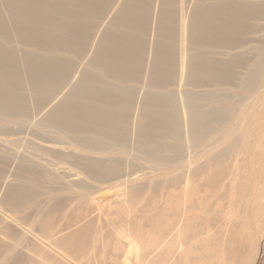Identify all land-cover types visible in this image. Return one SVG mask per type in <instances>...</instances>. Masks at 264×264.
Returning <instances> with one entry per match:
<instances>
[{
    "label": "bare ground",
    "instance_id": "obj_1",
    "mask_svg": "<svg viewBox=\"0 0 264 264\" xmlns=\"http://www.w3.org/2000/svg\"><path fill=\"white\" fill-rule=\"evenodd\" d=\"M191 1L0 0V127L36 120L40 128L72 135L78 147L92 146L98 135L128 150L151 142L157 131V141L169 136L177 141L160 151L184 148L185 154L201 143L215 148L204 162L197 163V152L177 163L179 177L169 179L174 189L149 220L147 243L156 245L166 237L153 254L165 253L164 264H180L177 253L182 256L196 244L199 256L193 263L212 264L235 251L242 254L255 243L256 225L264 217V42L253 36L238 40L248 32L256 34L252 23L259 24L264 6L255 0ZM252 42H263L255 55L249 56L254 50L230 53ZM171 84L213 88L214 95L209 102L194 98V92L184 97ZM87 174L95 179L101 175L94 164ZM202 183L216 198L215 208L232 197L236 218L225 220L221 213L213 220L193 217L190 212L196 208L213 213L211 205L197 202ZM237 183L240 188L234 191ZM24 192L10 186L4 198L19 208ZM123 193L134 198L133 189ZM199 193L191 206V197ZM181 210L188 215L168 216ZM94 223L89 220L53 243L46 240L47 221L39 230L2 218L0 264H71L55 244L78 256ZM184 232L188 237L178 250L172 249ZM135 234L143 238L140 230ZM116 259L110 263L121 262Z\"/></svg>",
    "mask_w": 264,
    "mask_h": 264
},
{
    "label": "rangeland",
    "instance_id": "obj_2",
    "mask_svg": "<svg viewBox=\"0 0 264 264\" xmlns=\"http://www.w3.org/2000/svg\"><path fill=\"white\" fill-rule=\"evenodd\" d=\"M255 1L264 6V0ZM261 14H264V10ZM252 26L258 30H256V34L250 35L251 33L248 32L242 39L238 37V40H248L253 36L254 38L259 37L264 42V15L259 19V24L252 23ZM263 42L258 44L252 42L246 48L231 50L230 53L236 54L244 53L245 50H254L249 55L253 56L255 55V48H258V45ZM173 87L181 96L186 97V93L189 96H194L192 94L194 92V98L205 102H209L212 99L211 96L214 95L213 88H200L191 85L176 87L171 84V88ZM233 103L235 101L228 102V104ZM236 119L234 117L232 121L235 122ZM224 126L228 128L230 125L225 124L222 127ZM22 127L34 130L36 134L20 132L23 130ZM157 135L158 132L156 131L152 135L155 137L151 142L139 144V146L132 145L128 150H126V145L98 135L96 137L98 141L92 146L78 147L74 143L72 135L64 136L50 127L40 128L36 120L35 122L25 120L23 123L4 122L0 127V224L2 218L7 222L13 218L21 220L23 225L38 227L40 230L41 222L47 221V228L50 230L47 237L50 238H46V240L56 243L55 238L67 236L85 222L93 219L95 223L91 228L89 240L86 242L84 251L78 256L69 249L61 247L60 244H55L56 249H60L61 253L68 255L69 259L67 260L71 264H111L110 261L116 258V261L121 260L120 263L128 260L129 263L127 264H140L141 261L142 264H147L149 260L154 264H164L168 260V257H164L165 253L159 257L153 256V254L166 243V237L159 238L156 245H149L150 242L147 243L149 241L147 237L149 220L155 215L156 209L165 207L163 204L167 202L166 195L170 189H174L171 187L173 184L169 183V179L179 177V165L177 163L183 159L186 161L190 153L197 154V152L200 155L197 163L204 162L208 158L207 156L215 151V148L207 149L205 144L201 143L197 148H187L185 154H183L184 148L176 151L171 149L160 151V148L164 146L177 145V141L172 136L157 141ZM213 135L215 136L216 132ZM167 162L171 165H168ZM92 164L96 166L99 175L103 174L104 176L100 175L99 179H95L87 174V168ZM191 165L196 166V162ZM188 166L189 164L185 167L186 171ZM125 173L133 174L130 179L126 180L122 179L126 177L123 176ZM229 177L226 179L227 183L232 179L231 174ZM10 186L25 189L23 195L20 196L24 204L19 208L4 198L7 188ZM238 187L240 188L238 183L235 184L233 186L234 191ZM205 188L208 189V185L205 186L202 183L199 189L205 196L202 197V193L198 200L200 193L195 194L191 197L192 203L191 201L190 203L193 206V203L196 204L197 200L199 203L201 200L202 204L204 202V205H211L213 213L206 214L205 210L196 208L197 212L196 210L190 212L192 215L194 214V218L200 220L202 217L206 219L209 216L208 218L213 220L220 213L225 220L229 216L236 218L237 213L231 211L234 210L232 197L224 199L223 204L221 203L215 208L216 198L211 197ZM127 189L134 190V198H128L123 193ZM207 193L208 195H206ZM177 200L180 201V199ZM184 204L183 206H185ZM228 212L230 214L227 215ZM172 213L170 212L168 216L188 215L184 213V210L179 212L180 215L179 213ZM250 219L251 221L254 220L253 215L250 216ZM198 220L196 224L201 225ZM257 228L260 232L255 237V243L249 245L244 253L235 251L230 258H216L210 263L264 264L263 216L257 223ZM137 229L141 231L143 238L136 236ZM204 230L206 231L208 228L205 227ZM211 230L213 231L212 228ZM247 232L245 227L244 233L246 235ZM187 233L184 232L181 239L178 237L174 241L172 249H179L180 243L184 242L185 237H188ZM206 246L210 247L211 250L213 249L212 245ZM197 247V244L193 245L192 251L186 250L182 256L178 252L180 264H202V262H197L198 259L193 263L199 256ZM55 256L61 260L64 259L59 254H55Z\"/></svg>",
    "mask_w": 264,
    "mask_h": 264
}]
</instances>
